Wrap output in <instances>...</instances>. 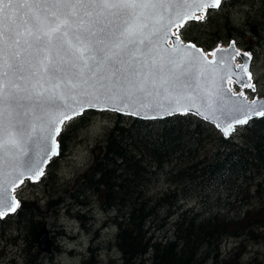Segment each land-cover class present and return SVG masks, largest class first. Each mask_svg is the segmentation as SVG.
<instances>
[{"label": "snow or ice", "instance_id": "snow-or-ice-1", "mask_svg": "<svg viewBox=\"0 0 264 264\" xmlns=\"http://www.w3.org/2000/svg\"><path fill=\"white\" fill-rule=\"evenodd\" d=\"M221 5L0 0V219L20 207L16 188L39 182L61 155L66 122L87 110L146 119L192 113L225 137L264 117V100L243 91L256 92L250 52L235 41L205 51L173 31Z\"/></svg>", "mask_w": 264, "mask_h": 264}, {"label": "trees", "instance_id": "trees-1", "mask_svg": "<svg viewBox=\"0 0 264 264\" xmlns=\"http://www.w3.org/2000/svg\"><path fill=\"white\" fill-rule=\"evenodd\" d=\"M227 2L214 18L210 14L204 21L185 25L183 39L198 43L189 38L187 30L212 26L209 46L198 43L208 51L241 33L223 5L229 8L243 0ZM109 113L112 126L83 175L82 185L87 187L82 193L100 192L105 206L117 211V245L124 264H147V258L151 264H204L209 260L240 264L243 249L239 246L229 257H222L221 245L230 237L264 235V197L260 194L264 182H255L257 175L264 174V117L252 119L226 138L213 124L191 113L163 119ZM64 135L59 137L62 145ZM162 175L172 186L151 194L153 183ZM182 200H198L201 209H182ZM20 201L10 216L17 217L18 224L33 223L39 205L35 200ZM53 201L47 202L49 208ZM163 208L172 216L174 230L159 236L154 229L161 228ZM36 231L32 245H36Z\"/></svg>", "mask_w": 264, "mask_h": 264}, {"label": "rangeland", "instance_id": "rangeland-1", "mask_svg": "<svg viewBox=\"0 0 264 264\" xmlns=\"http://www.w3.org/2000/svg\"><path fill=\"white\" fill-rule=\"evenodd\" d=\"M227 3L223 5L224 10H227L225 14L230 16L232 25H236L241 33L237 38L217 45L227 46L235 41L240 49L251 53L250 70L256 83V92L250 89L243 91L250 99L264 97V0H243L229 8L226 7ZM217 10L209 9L208 15L214 18L219 13ZM220 22L221 19L214 23L217 25ZM254 24L257 25L256 33L251 30ZM184 27L174 31L182 36ZM211 30L212 26H197L195 30L188 29L187 35L200 45L209 46ZM233 88L237 92L241 91L238 83H234ZM112 121L109 112L89 110L74 121L66 122L62 132L65 139L64 145L61 144V155L52 160L39 182L33 183L26 179L15 190L19 200H35L36 205H39L34 222L18 224L17 217L9 215L0 219V264H124L123 253L117 245L118 225L114 222L117 211L105 206L100 192L82 193L87 187L86 184L82 185L83 175L94 161L96 147L104 145ZM242 127L237 126L235 133ZM260 181L264 182V174L255 177V182ZM261 185L260 194L264 197V183ZM171 186L172 182L162 175L153 183L154 191L151 194L156 195L155 191L166 192ZM52 199L54 201L49 208L47 202ZM253 204L256 206L258 202L254 201ZM181 206L182 209H201L198 200H182ZM160 213L161 228L154 230L159 236L171 235L174 230L173 220L170 221L172 216H167L166 208ZM43 223L47 224L54 241L51 254L42 252L37 241L36 245H32L34 232ZM239 246L243 249L239 256L240 264H264V235L251 239L242 236L226 239L221 245L224 252L222 257H229L230 252L237 251ZM147 259V264H151L150 258ZM204 264H213V261Z\"/></svg>", "mask_w": 264, "mask_h": 264}, {"label": "water", "instance_id": "water-1", "mask_svg": "<svg viewBox=\"0 0 264 264\" xmlns=\"http://www.w3.org/2000/svg\"><path fill=\"white\" fill-rule=\"evenodd\" d=\"M256 28H257V25H252V28L251 30L256 33ZM193 43V42H192ZM236 46V45H235ZM199 47V46H197ZM237 47V46H236ZM239 49V48H238ZM241 52H244L242 50H240ZM211 59V58H209ZM238 83V82H237ZM239 84V83H238ZM234 93V92H233ZM260 100H264V98H259ZM176 115V114H175ZM170 116H173V115H170ZM134 117H138V118H142V119H146L144 118L143 116H134ZM166 117H169V115H165L163 117H160V118H157V119H162V118H166ZM199 117V116H197ZM201 118V117H199ZM257 118H261V117H254L253 119H257ZM202 119V118H201ZM204 120V119H203ZM206 121V120H205ZM214 125V124H213ZM221 134L223 135L222 131L220 130ZM233 133L230 135L232 136ZM224 136V135H223ZM228 136V137H230ZM225 137V136H224ZM52 160V159H51ZM51 161H49V163L46 165L45 167V171L47 169V166L50 164ZM42 178V177H41ZM26 180V179H25ZM15 195V193H14ZM16 196V195H15ZM16 198L18 199V197L16 196ZM11 214V213H10ZM37 243H38V247L39 249L42 251V252H46L48 254H50L53 250V245H54V241L53 239L51 238V234H50V231L47 227V224H43L40 229L38 230L37 232Z\"/></svg>", "mask_w": 264, "mask_h": 264}, {"label": "bare ground", "instance_id": "bare-ground-1", "mask_svg": "<svg viewBox=\"0 0 264 264\" xmlns=\"http://www.w3.org/2000/svg\"><path fill=\"white\" fill-rule=\"evenodd\" d=\"M209 58H211L212 59V57H209ZM229 86H230V88L233 90V88L231 87V82L229 83ZM234 91V90H233ZM235 92V91H234Z\"/></svg>", "mask_w": 264, "mask_h": 264}, {"label": "flooded vegetation", "instance_id": "flooded-vegetation-1", "mask_svg": "<svg viewBox=\"0 0 264 264\" xmlns=\"http://www.w3.org/2000/svg\"><path fill=\"white\" fill-rule=\"evenodd\" d=\"M233 84H234V83H231V87H232V88H233ZM233 90H234L235 92H237L234 88H233Z\"/></svg>", "mask_w": 264, "mask_h": 264}]
</instances>
